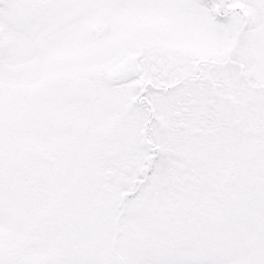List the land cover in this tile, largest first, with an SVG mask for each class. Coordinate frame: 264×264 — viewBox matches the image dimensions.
I'll list each match as a JSON object with an SVG mask.
<instances>
[{"label": "snow or ice", "instance_id": "1", "mask_svg": "<svg viewBox=\"0 0 264 264\" xmlns=\"http://www.w3.org/2000/svg\"><path fill=\"white\" fill-rule=\"evenodd\" d=\"M0 264H264V0H0Z\"/></svg>", "mask_w": 264, "mask_h": 264}]
</instances>
